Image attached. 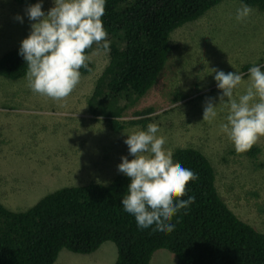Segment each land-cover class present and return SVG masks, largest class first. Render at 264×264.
<instances>
[{
    "label": "trees",
    "instance_id": "trees-1",
    "mask_svg": "<svg viewBox=\"0 0 264 264\" xmlns=\"http://www.w3.org/2000/svg\"><path fill=\"white\" fill-rule=\"evenodd\" d=\"M37 1L13 0L12 4L30 7ZM222 1L106 0L102 17L110 42V51L103 58L106 66L89 89L86 87L78 92L79 95L88 94L86 102L92 115L89 124L102 118L111 134L123 133L127 137L133 131L147 130L148 124L155 123L160 129L157 135L166 137L164 147L172 151L173 161L197 174L198 179L188 184L187 194L182 198L195 196V202L173 217L174 230L171 233L156 231L155 225L140 229L135 217L127 213L121 203L130 178L125 175L107 178L112 162L99 164L94 155L92 172L102 173L96 182L90 180L34 199L20 193V201L7 199L6 203L0 202V264H52L62 250L89 254L105 242H112L117 248L114 264H150L158 250L171 253L175 264H264V231L255 230L246 219L228 208L216 187L215 171L219 158L228 163L232 157L241 158L236 162L242 167L247 160L250 165H256L254 170L263 168L258 157L260 146L255 144L249 151L238 153L231 142L222 151L228 156L214 161L212 149L205 151L193 142L199 123L206 126V122H210L203 121V111L209 100L214 105L215 89L210 88L207 94H201L203 88L195 84L192 85L195 88L182 89L183 79L175 84V89L172 86L181 63L168 60L179 46L173 36L169 40L170 34L201 18ZM236 1L254 10L257 8L256 11L264 15V0ZM18 29L10 20L0 22V112L25 107L29 105L28 100L32 103L33 96L26 95L24 105L16 102L22 95L11 93L15 87L21 90L24 87L25 94L32 91L26 75L27 64L20 55L21 42L31 31L20 30L15 34ZM93 46L101 47L95 43ZM256 64L250 62L241 70L249 71ZM258 64L264 71V58H259ZM88 66L91 69V65ZM80 71L81 75L88 72L84 68ZM161 83L163 89L157 93L156 88ZM190 92H197V95ZM34 98L37 102H47L50 108L58 102L38 93ZM196 99L202 109L198 108ZM227 111L222 106L221 118L218 125L213 126L214 131L221 129V123H226ZM199 112L200 116L197 115ZM200 136L199 141L205 140L203 135ZM75 143H79V138ZM118 150L111 152L115 156ZM53 152V148H42L29 152L26 157L30 161L35 156H42L46 161ZM132 159L129 155L128 160ZM46 178L51 181V174ZM232 188L236 189V185ZM258 190L264 192V185ZM4 194L8 195V192L0 196Z\"/></svg>",
    "mask_w": 264,
    "mask_h": 264
},
{
    "label": "rangeland",
    "instance_id": "rangeland-1",
    "mask_svg": "<svg viewBox=\"0 0 264 264\" xmlns=\"http://www.w3.org/2000/svg\"><path fill=\"white\" fill-rule=\"evenodd\" d=\"M12 1L0 0V22L10 20L16 23L19 29L15 34L20 30L29 33L31 25L37 21L29 20L26 11L29 7L14 6ZM54 6V0H42V11L46 15ZM241 6L236 0H224L208 10L201 18L183 25L178 31L176 29L170 34L169 40L173 36L175 41H179V46L177 51H173L168 56V60L181 63L172 81L173 89L181 79H183L182 89L194 87L192 85L195 84L203 88L201 94H207L210 88H214L213 102L214 106H218L222 91L217 86L213 70L240 74L241 68L250 62L259 66V58H264L262 56L264 55V15L252 9L247 18L237 21V9ZM105 54L102 47L97 46L86 51L91 71L83 73L80 83L71 95L53 103L52 105L55 104L53 108H50L47 102L35 101L37 98L34 96L37 93L30 91L25 94L24 87L23 90L18 87L13 88L12 94L22 95L16 102L24 104L26 95L33 96L32 103L30 100L26 103L38 108L33 109L24 104L25 107L0 112V192H8V195L0 196V202L6 203L7 199L20 201V193L26 198L34 199L42 194L65 187L79 186L90 180L96 182L102 173L92 172L91 163L94 155L99 164L105 161L112 162L111 171L107 170V178L123 174L118 170V165L122 162L121 159L116 158L119 151L115 156L111 151L117 149V139L124 143L127 137L123 133L111 134L102 118L89 124L88 119L92 115L86 102L88 94H78L86 87L89 89L91 83L106 66L103 62ZM249 83L250 75L243 77L242 84L234 91V98L238 99L239 95L245 94ZM160 89H163L162 83L156 88V92L160 93ZM190 94L195 96L197 92ZM14 103L15 101L12 105ZM197 106L202 109L199 102ZM221 111L222 106H219L216 118L211 120V123L206 122V126L199 123L193 142L196 146L203 147L205 151L212 149L219 152L211 151L214 161L218 157H227L228 154L222 151L231 144L226 133L221 129L215 131L213 129V126L219 123ZM7 112L9 115H6ZM96 114L99 115L100 112L97 111ZM197 115L200 116L201 112ZM200 135H203L205 140L199 141ZM77 138H79L78 144L75 143ZM256 144L260 146L259 161L264 164V137H261ZM42 148H53L54 152L50 156L57 158L49 156L45 161L42 156H35L36 160L27 159L26 155L29 152L34 153ZM238 160L242 159L232 157L230 162L224 163L219 158V163L215 164L216 187L222 198L240 218L246 219L254 227L264 231V192L258 190L264 185V167L254 170L256 165H250L245 159L246 164L242 167L236 162ZM250 161L258 162L256 159ZM115 162L120 163L115 165ZM50 174L51 181L46 178ZM42 181L45 184H40ZM233 185H236V189L232 188ZM116 257L115 244L105 242L89 254H75L62 250L52 264H114ZM150 264H175V259L168 251L158 250L153 254Z\"/></svg>",
    "mask_w": 264,
    "mask_h": 264
},
{
    "label": "clouds",
    "instance_id": "clouds-1",
    "mask_svg": "<svg viewBox=\"0 0 264 264\" xmlns=\"http://www.w3.org/2000/svg\"><path fill=\"white\" fill-rule=\"evenodd\" d=\"M54 5L47 15L42 11V0L26 10L29 20L37 22L21 42L20 55L27 64L30 89L61 101L80 83V69L91 71L86 51L95 43L108 52L110 42L102 21L106 0H54ZM252 11L249 5H242L237 9V21L244 20ZM213 71L222 95L218 106L211 100L205 104L203 121L214 120L219 106L227 108V122L221 125V130L238 153L249 151L264 137V71L258 66L240 74ZM245 75H250L246 92L234 98V91ZM159 131L157 124L150 123L147 130L133 131L124 143L120 146L117 143L118 158L122 160L118 170L123 173L118 176L125 175L131 181L121 203L135 217L140 229L155 225L156 231L171 233L173 217L195 202V196L182 198L187 194L188 184L198 176L173 161L172 151L164 147L166 137L158 136Z\"/></svg>",
    "mask_w": 264,
    "mask_h": 264
},
{
    "label": "bare ground",
    "instance_id": "bare-ground-1",
    "mask_svg": "<svg viewBox=\"0 0 264 264\" xmlns=\"http://www.w3.org/2000/svg\"><path fill=\"white\" fill-rule=\"evenodd\" d=\"M256 10H257V8H256ZM172 38V37H171ZM170 41H171V39H170ZM175 41V40H174ZM172 44H174V42L172 43ZM176 46V45H175ZM190 51V50H189ZM184 62V61H183ZM262 198V197H261ZM145 233V232H144ZM146 234V233H145ZM139 239V238H138ZM138 239H136V240H138ZM140 241H141V239H139ZM148 241V240H147ZM134 242V241H133ZM142 242V241H141ZM148 243V242H147ZM146 243V244H147ZM145 244V243H144Z\"/></svg>",
    "mask_w": 264,
    "mask_h": 264
}]
</instances>
